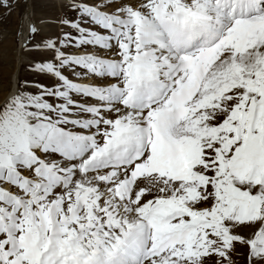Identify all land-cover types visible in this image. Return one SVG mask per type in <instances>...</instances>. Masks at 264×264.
Here are the masks:
<instances>
[{
  "label": "snow or ice",
  "instance_id": "snow-or-ice-1",
  "mask_svg": "<svg viewBox=\"0 0 264 264\" xmlns=\"http://www.w3.org/2000/svg\"><path fill=\"white\" fill-rule=\"evenodd\" d=\"M61 7L0 102V264H264V0Z\"/></svg>",
  "mask_w": 264,
  "mask_h": 264
},
{
  "label": "rangeland",
  "instance_id": "rangeland-1",
  "mask_svg": "<svg viewBox=\"0 0 264 264\" xmlns=\"http://www.w3.org/2000/svg\"><path fill=\"white\" fill-rule=\"evenodd\" d=\"M66 2L67 0H19L18 6L10 14L0 16V88L5 89L0 92V102L9 94L8 89L15 91L17 77L35 79L27 74L24 65L29 57L21 51V44L28 37L29 27L35 24L42 29L40 36L58 34L60 28L57 19L64 15L65 9L61 5ZM21 26L23 35H20ZM237 264H245L243 256L237 257Z\"/></svg>",
  "mask_w": 264,
  "mask_h": 264
},
{
  "label": "bare ground",
  "instance_id": "bare-ground-1",
  "mask_svg": "<svg viewBox=\"0 0 264 264\" xmlns=\"http://www.w3.org/2000/svg\"><path fill=\"white\" fill-rule=\"evenodd\" d=\"M18 78V77H17Z\"/></svg>",
  "mask_w": 264,
  "mask_h": 264
}]
</instances>
